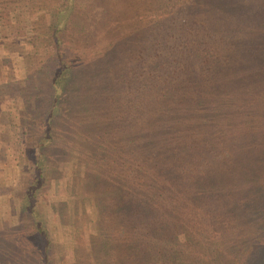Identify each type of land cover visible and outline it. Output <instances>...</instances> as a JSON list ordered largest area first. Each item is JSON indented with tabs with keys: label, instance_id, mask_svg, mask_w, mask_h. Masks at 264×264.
<instances>
[{
	"label": "rangeland",
	"instance_id": "rangeland-1",
	"mask_svg": "<svg viewBox=\"0 0 264 264\" xmlns=\"http://www.w3.org/2000/svg\"><path fill=\"white\" fill-rule=\"evenodd\" d=\"M4 1H9V3L14 4L20 2L14 10L23 12L25 15L29 14V24L25 28L27 37L36 33V28L40 26L39 16L42 14L46 16L48 8L54 4L53 0ZM90 1L93 2L94 0ZM102 1L106 11L103 13L100 12L98 15H101L103 18L101 20L103 26L101 27L109 29L107 35L104 33L102 35L104 41L102 47L110 41V36L112 35H122L121 41L119 42L120 45H117L115 52L112 53V55L114 54L111 59L112 62H110L111 60L108 55L106 59H103L104 61L90 62L88 66L77 67L75 69L73 81L74 83L76 82L74 86L78 85L75 87L76 90L74 89L71 95L67 96L66 101L62 102L61 107H63V110L67 114L60 116L61 121L53 127L55 128V138L51 143L49 151L51 154L52 168L47 173L48 182L46 181L44 186L38 187L35 193L36 201L35 211L33 213L36 216L38 214L37 210L42 206L43 210L40 212L45 213L46 222L44 225L46 226L44 227L47 228V238L50 239L48 246H51V264H140V262H143L141 256L131 259V261L129 252H123L121 248H117L118 243L112 242L113 237L108 227H113L116 224L112 223L113 226L107 225L102 219L101 210H99L102 203L94 205L95 199H93L94 197L90 191L93 187L94 190H99L98 192L100 194L106 185L111 188L113 183H107L104 179L105 176L110 178L115 177V173L119 169V164H108L104 166L103 170L100 171L99 177V179L104 180L103 183L95 187L91 185L89 183L93 177L91 175L94 174V170L100 168L101 162L96 158L90 164L89 162L87 165L85 163L84 167L79 170L76 168V162L72 163L68 161L67 158L70 156L68 151L72 149L71 147L74 144L76 145L80 139L84 142V137L86 140H89L88 136H90L89 129L84 126L78 127L82 134L76 133L78 131L77 129L72 130L71 126L75 121L69 118L79 119L80 116L88 115L87 113L91 112V109L97 104L102 108L101 115L105 119L106 116H114L112 111H116L117 106L122 110V107L127 109L124 106L126 103L133 104L136 98H133L130 92H126L124 95L120 93L119 95L121 88H123L122 86L127 88L128 84L125 79L122 83L121 79L124 74L126 75V69L129 65L140 60L137 56H142L143 58L145 56L144 53H150L143 49L149 42H153V40L155 42L157 40L156 46L162 47L161 45L167 39L171 40L173 37L176 39L182 36L187 37V35H190V30L200 25H206L200 30V27H198L199 32L195 39L202 36L206 42L211 43L213 42V36H207L206 32H212L219 28L218 26L208 25L203 20L205 19L203 18L205 12L201 10L202 7L200 5H206L208 0H96L98 3ZM230 2L242 6V10L250 13L251 16L254 13H260L259 15L264 14V0H228V3ZM95 5L97 4L95 3ZM188 5H192V9H197L193 8L195 6L198 7V12L193 11V14H190ZM231 13L232 11L229 13L225 12L226 16L221 20V28H226V19H240L239 15ZM193 20H195V24H190L189 22ZM247 26L251 27V31L240 28L236 31L229 32V35L233 36L234 39H232L234 41L236 40L239 46L246 43L244 40L257 41L264 45V27L256 26L254 23H249V21ZM203 29L205 31L200 35ZM0 39H5V36L0 35ZM11 40L10 38L8 44H2L3 46L0 43V82L3 81L1 79H17L24 77L26 74L27 59L25 56L27 55L23 54L18 46L12 44ZM76 52L71 49L67 54L73 55ZM257 54L259 55L260 64L264 67V48L259 47ZM74 57L69 58L73 59ZM150 57L151 55H149L148 59ZM224 60H228L227 55ZM243 64L246 65L247 70L240 74V78L237 81L234 82L233 79V83L228 87L230 90L228 95H233L232 97L228 96L229 98L226 100L229 101V105H231L230 102L232 100L237 98L247 102L250 111L246 110L244 106L245 111L249 113L242 119L233 115L230 116V123L233 122L234 126L241 125L240 122L242 121H246L245 125H256L258 123L260 127L259 131H264V129H261L264 128V95L261 93L260 96L258 91L261 81L260 74L256 78H253L256 63H252L251 60L243 62ZM106 67L111 68V70L107 76H104L103 73ZM149 68L147 67V69ZM244 73L248 81L245 80ZM226 74L229 77L233 76V72L228 70ZM89 79H92L91 83H88ZM110 80H113L115 83L109 82ZM44 81L45 79L43 77L40 82L41 85ZM131 85L133 86V84ZM107 87L106 95L108 97L93 100V97L95 98L98 95L99 90L106 89ZM123 89L124 91L126 90L125 88ZM15 90V87L12 90V87L0 86V228L3 229H0V252L6 251L11 253L14 251V254L18 255L15 258L8 259L10 264L12 262L15 264H25L29 261L32 264H45V262L42 263L40 261V258L37 260L34 258V256L40 254V250L42 249V243L36 232L34 222L35 220L40 222V220L32 218L31 215H28L27 211L22 212L21 218H16L15 214L11 212V208L14 205L16 207L18 206L21 199L25 198L27 188L31 190L37 179L31 170V162H29L30 156L28 153H30V142L26 137L28 134L25 132V135L22 132L23 124L18 117L24 105L22 97L20 98L19 95L13 99ZM42 90H44V86H42ZM31 95L34 97V103L36 102L35 98L40 97L43 99V102H46L48 99L47 94L40 90L35 96L34 92L29 93L28 96ZM141 95L144 96V91ZM153 95L155 104L163 103L166 100L165 94L162 91H155L154 94H151L150 90V97ZM261 98L263 103L258 102ZM29 99L31 101L33 100L30 97ZM119 99H122L121 105L118 102ZM249 100L255 101L249 103ZM13 101H17L15 104L20 113L14 111ZM139 101L137 105L138 115L133 117L129 114L130 124L128 123V125L130 127L129 129L124 127L125 130H120L119 135H124L126 131H130L124 137L134 138L136 135L135 132L138 133V129H140L139 125L144 123L143 127L146 126L145 123L149 115L141 113L147 108H142L141 105H144V103L141 100ZM38 105L40 109L44 107V103L42 102H39ZM103 108L106 112L103 111ZM230 108L233 109L235 106H231ZM24 110L32 112L31 104L25 107ZM213 114L210 112L208 117H211ZM253 114L254 116H252ZM29 116L31 117V115ZM203 117L200 115L199 118L201 119L191 125L195 130L192 132V137H197L198 139L196 140L192 139V137L189 139V137L181 135L180 130H178L180 127L175 120H172L173 123L169 122V126L171 127L169 133L161 136L163 144H165L167 150L173 151V154L178 147L182 153H187L186 157L190 159L189 161L191 163L190 170L181 167L182 165L180 163L184 161L183 159L176 167H174L173 163L169 165V157L166 156L165 158V155L162 153L165 151L164 146L162 148V146L158 147L157 145H153L152 150L138 155H147L149 157L151 168L146 169L153 178L160 179L165 184H170L166 185L168 188L166 196L171 197V200H167L170 205H168L167 211H164V216H161L162 218L159 220L165 223L175 220L176 225L180 226L178 229L176 227L175 232L181 237L184 264H240L239 262L243 264L245 251L253 246L252 242L258 243L257 241H259V243L264 244V234H258L259 237H257V240H252L257 230L254 227L255 225L249 226L250 230H246L233 224V218H235L234 213L231 212L234 208L233 200H237L238 198L243 199L249 196L250 199L257 203V207L258 203H261L260 208L264 209V195L259 189L254 193L250 192L242 197V192L239 190L244 188L246 182L241 183L243 184L242 186L234 185L238 179V175L235 174V168H241L249 180L263 182L264 134L263 132L259 133L255 129L243 130L248 125L240 127L242 129L232 127L235 129L234 131L233 129L226 130L217 128L218 126L207 127L206 120L208 117H206V120H203ZM223 118L224 115H222ZM216 119H220V117L216 116ZM65 121H67L66 124L68 125L63 124ZM125 123V120H122L121 125L126 126ZM184 124L190 123L186 121ZM184 126L181 125V129ZM176 131L177 133H174ZM59 134L61 137L56 139ZM85 134L88 136H85ZM96 135L91 136V146L88 147L86 144L87 149L85 151L92 152V155L97 156L98 149L101 145V151H106L108 158H111L114 155V149L112 150L110 145L104 148V143L106 142L102 138L96 137ZM154 141L157 140L155 139ZM180 142L181 144H179ZM188 144H191L189 148L186 146ZM155 148L157 150H153ZM25 153L29 158L25 156ZM121 153L123 156H119L120 158L135 156L134 153L130 152L124 151ZM236 159L238 163H236ZM162 162L163 171H159L157 166H159L158 163L161 164ZM152 163H155L157 166L153 167L151 165ZM164 163L168 164V166ZM64 165L66 166L69 182L71 179L77 178V174L81 175L80 184L83 188L86 187L84 191L73 188L70 185H67L68 187L63 186L61 183L59 185L57 178H60V173H65ZM87 169H89V172L85 173ZM223 173L228 177L225 184L219 181V177ZM175 176L178 179L177 186L172 185V183L174 184L176 182V179L174 182L172 181ZM138 178H140V184L144 185L141 179L142 177L138 176ZM197 182L199 184H196ZM231 188L237 190L234 191V199L232 194L226 191ZM138 190L139 187L135 192H138ZM142 190L144 191L143 194H145L139 193L137 197L145 199L148 191H146L147 189ZM11 201L12 205L9 207L8 204ZM151 214L149 216L156 215ZM261 220H264V214ZM40 227L42 228L41 225ZM165 238L170 239L171 237L167 235ZM90 241H92L91 244L95 243L96 248L89 249L87 243L89 242L90 244ZM172 241H177V239L174 238ZM246 242L248 243L246 244ZM160 254L164 255L165 253L160 252ZM202 255H205V257H201ZM165 259L167 260V258ZM2 261L0 255V264H2Z\"/></svg>",
	"mask_w": 264,
	"mask_h": 264
},
{
	"label": "trees",
	"instance_id": "trees-1",
	"mask_svg": "<svg viewBox=\"0 0 264 264\" xmlns=\"http://www.w3.org/2000/svg\"><path fill=\"white\" fill-rule=\"evenodd\" d=\"M53 2L54 4L48 8L46 16H44L45 14L39 16L38 20L40 26L36 28V33L27 37L25 28H27L29 24V14L25 15L23 12L14 10L20 2L14 4L9 3V1L0 0V35L5 36V39H0V43L1 45L8 44V40L11 38V43L18 46L20 51L27 55L25 56L27 61L25 68L26 74L24 77H19L17 79H1L3 81L0 82V86L12 87V90H14L15 87L16 90L13 99L18 95L20 98L22 97L24 105L23 109L20 111L22 114L15 104L17 101H13V108L16 113H20L18 117L23 124L22 132L28 134V136L25 135L30 142V153L27 152L30 158L26 153L25 156L29 158L31 170L33 174H35L34 176L37 177L34 186L31 190L27 188L25 198L21 199L17 207L14 205L11 208V212L15 214L16 218H21L22 212L27 211L28 215H31L32 218L40 220V222L38 220L34 222L36 232L42 243V249L40 250V254L34 256V258L36 260L40 258V261L42 263L45 262V264H51V246H48L50 239L47 238V228L44 227L46 226L44 225L46 222L45 213L40 212L43 210L42 206L37 210L38 214H36V216L33 212L35 211L36 190L38 187L44 186L47 181V173L52 168L51 154L49 151L51 143L55 138V128L53 127L61 121V118H59L60 116L67 114L61 106L62 102L66 101L65 99L67 96H70L71 92H73L78 85L74 86L76 82L74 83L73 81L75 69L77 67L81 68L83 66H88L90 62L104 61L103 59H106L108 55L111 60L114 56L112 53L115 52L117 45H120L119 42L122 36H110V41L102 47L104 43L102 35L103 33L107 35L109 31V29L101 27L103 26L101 21L103 18L101 15H98V13L106 11L105 6H103V1L98 3L96 0L93 2L90 0H53ZM207 2L206 5L203 4L205 6L200 5L202 7L201 10L205 12L203 15L205 19L203 20L206 21L208 25L218 26L220 28L212 32H206L207 36H213V42H206L202 36L195 39L199 32L198 27H200V30L206 25L197 26L193 30L188 28L191 31L190 35H187V37H177L176 35V39L174 37L171 38V40L167 39L166 42L161 45L162 47L156 46L157 40L155 42L154 40L153 42H149L143 49L150 53H144L145 56H143V58L142 56H137L140 60L129 65L126 69V75L124 74L121 79L122 83L125 79L128 84L127 88L122 86L126 90L124 91V89L121 88L119 95L120 93L124 95L126 92H130L132 97L136 98L133 104L129 102L126 103L124 106L127 109L122 107V110L117 106V110L112 111L114 116H106L105 119L101 115L102 108L97 104L94 105L91 112L87 113L88 115L80 116L79 119L69 118L75 121L71 126L72 130L77 129L78 131L76 133L82 134L78 127L84 126L89 129L90 136L85 134V136H88L89 140H86L84 137V142L80 139L76 145L74 144L71 147L72 149L68 151L70 156L67 159L72 163L76 162V168L79 170L84 167L85 163L86 165L88 162L90 164L94 162L96 158L101 162L100 168L93 171L94 174L91 175L93 177L90 179L89 183L95 187L102 184L105 180L107 183H113V186L110 188L106 185L105 189L101 191L100 194L98 192L99 190H94L92 187L90 191L94 197L93 199H95V204L94 202L93 204L102 203L99 209L101 210L102 219L107 225L113 226L112 223L116 224L113 227H108L113 237L112 242L118 243L117 248H121L123 252H129L130 260L141 256L143 262L146 264L185 263L182 255L181 237L175 232L176 227L178 229L180 226L176 225L175 220L167 221L166 223L159 220L162 218L161 216H164L168 205H170L167 200H171V197L166 196L168 191L166 185L169 183L165 184L162 180L155 177L153 178L146 169L151 168L149 157L147 155L143 156L138 154L152 150L153 145H157L158 147L162 146V148L164 146L165 151L162 153L165 155V158L166 156L169 157V165L173 163L174 167H176L183 159L184 161L180 163V165H182L181 167L190 170L191 163L189 161L190 159L186 157L187 153H182L178 147L173 154V151L167 150L165 144H163L161 136L169 133L171 129L169 122L173 123L172 120H175L180 127L178 129L180 130V134L184 135V137H189V139L192 137V132L195 131L191 126L193 125L192 123L200 120V115L204 116L203 120H206L210 112L214 114L207 118V127L218 126L217 128L230 130L233 128L242 129L240 127L243 125L244 127L247 126L248 124L245 125L246 121L240 122L241 125L238 124L239 127L238 125L234 126L232 121V123H230V116L233 115L242 119L249 113L245 111V109H250L248 103L237 98L232 100L230 102L231 105H229V101L226 100L233 95H228L230 93L228 87L233 83V79L234 82L237 81L240 78V74L247 70L243 62L251 60L252 63H256L255 75L253 78H256L260 74L261 81L258 91L259 95L261 93L264 95V67L260 64L259 55L257 54V49L259 47L264 48V45L257 41L244 40L246 43L239 46L237 41L233 40V36L229 35V32L236 31L240 28L251 31V27L247 26L248 21L249 23H254L256 26L264 27V14L259 15L260 13H254L251 16L250 13H246L242 10V6L232 4L231 2L228 3V0H208ZM95 3L97 5H95ZM188 7L190 14H193V11L198 12V7H193L197 9H192V5H188ZM231 11V14L239 15L240 19H226V28H221V20L226 16L225 12L229 13ZM26 17L27 19H25ZM189 23L195 24V20ZM3 30L5 31L3 32ZM204 31V29L201 30L200 35H202ZM73 42H75V44H73ZM71 49L79 53L76 52L77 54L74 53L73 55L67 54ZM110 55L112 56L110 57ZM149 55H151V57L148 59ZM226 55L228 60H224ZM69 57L74 58L70 59ZM51 61L53 65L52 68ZM110 62H112V60ZM48 63H50V65H48ZM147 67L150 68L147 69ZM105 69L103 74L107 76L111 68L106 67ZM227 70L233 72V76H227ZM244 75L245 73L243 76ZM1 77L3 76L1 75ZM43 77L45 81L41 85L40 82ZM244 78L248 81L246 76H244ZM91 82L92 79H89L88 83ZM109 82H113V80ZM131 84H133L134 87ZM42 86H44V90H42ZM110 88L112 89L111 85ZM39 90L46 93L48 99L46 102H43L42 98H35L36 102L34 103V97L28 95L34 92L35 96ZM107 90L108 87L99 90L98 95H96L95 98L93 97V100L96 98L104 99L108 97L106 95ZM150 90L151 94H154L155 91H162L166 97L165 102L155 104V98L153 99L154 95L150 97ZM143 91L144 96L141 95ZM10 93L12 92L10 91ZM29 97L33 98V100L31 101ZM139 100L144 103L141 107L147 108L141 113L149 115L145 123L146 126L143 127L144 123L139 125L140 129H138V133L135 132L136 135L134 138L124 137L126 134L130 133V131H126L124 135H119L120 130H125L124 127L128 129L130 127L128 125L130 122L129 114L133 117L138 115L137 105L138 102H140ZM254 101L249 100V103H253ZM39 102L44 103V107L41 109L38 105ZM118 102L121 105L122 99H119ZM258 102L263 103L262 98L258 100ZM30 104L32 112L25 111V107L30 106ZM231 106H235V108L231 109ZM103 111L106 112L104 108ZM23 114H26L27 117ZM29 115H31V117ZM222 115H224L223 119ZM216 116L220 117V119H216ZM252 116H254V114ZM122 120H125L127 123H125L126 126L121 125ZM67 121L63 124H66ZM186 121L190 124H184ZM181 125H185L182 127L184 130L181 129ZM259 128V124L257 123L256 125L250 124L243 128V130L255 129L259 133L263 132L264 134V131H259ZM234 130L235 129H233V131ZM174 133H177V131ZM92 135H96V137L102 138L103 141L106 142L104 143V148L110 145L112 150L114 149V155L111 158H108L106 151H101V145L98 149V157L92 155V152L89 153L85 151L87 149L86 144L88 147L91 146ZM60 137L59 134L56 139ZM155 139L157 141H154ZM192 139L196 140L198 138L192 137ZM179 144H181V142ZM186 146L189 148L191 144ZM153 150H157V148ZM124 151L134 153L135 156L120 158L119 156H123L121 152ZM236 163H238L237 159ZM108 164H119L118 172L115 173V177L113 176V178L105 176L104 180L99 179L100 171ZM151 165L153 167L157 166L155 163ZM158 165L159 171H163V162L161 164L158 163ZM165 165L168 166V164ZM65 167L64 165V168ZM236 168L235 174L238 175V179L234 185L242 186L243 184L241 183L244 181L246 182L244 188L239 190L242 192V197L250 192L254 193L259 189L264 195V180L263 182L249 180L241 168ZM64 172L65 173H60L61 179L59 177L57 178L59 185L60 183L63 186L70 185L73 188L82 189L83 191L86 189V187L83 188L80 184V174H77L78 177L71 179L69 182L66 168ZM88 172L89 169H87L85 173ZM138 176L142 177L141 179L144 185L140 184L141 181ZM227 178V175L223 173L220 175L219 181L225 184ZM175 179L176 176L172 181L174 182ZM177 180L178 179H176L174 184L171 182L172 185H176V183H178ZM196 184H199V182ZM138 187V192H135ZM142 189H147L146 191H148L145 195V199L137 197V194H143L144 191ZM226 191L231 193L234 199V191L237 190L231 188ZM237 200H233L234 208L231 211L235 216V218H233V224L246 230L249 229V226L255 225L254 227L258 231H255L256 233H254L255 236L252 240H257V237H259L258 234H264V220H261L264 209L260 208L261 203H258L257 207V203L250 199L249 196L243 199L238 198ZM11 205L12 201L8 206L11 207ZM151 213L156 214V217ZM150 214L152 216H149ZM6 222L8 221L6 220ZM167 235L171 238H165ZM174 238H176L177 241H172ZM91 242L92 241H90V244L89 242L87 243L90 250L96 248L95 243L91 244ZM257 242L258 243L252 242L253 246H250L251 248L245 251L243 264H264V244L259 243V241ZM247 243L248 242H246V244ZM104 244L106 245L105 241ZM160 252L165 254L161 255ZM0 255L3 260L2 264H10L8 259L18 256L14 254V251L11 253L2 251ZM201 257H205V255ZM165 258H167V260ZM142 263L140 262V264ZM239 263L241 264L242 262ZM11 264L15 263L12 262ZM25 264L32 263L29 261Z\"/></svg>",
	"mask_w": 264,
	"mask_h": 264
}]
</instances>
